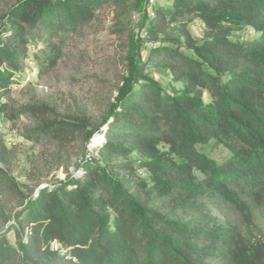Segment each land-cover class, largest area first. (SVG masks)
I'll return each instance as SVG.
<instances>
[{
	"label": "trees",
	"instance_id": "obj_1",
	"mask_svg": "<svg viewBox=\"0 0 264 264\" xmlns=\"http://www.w3.org/2000/svg\"><path fill=\"white\" fill-rule=\"evenodd\" d=\"M2 1L10 4L0 9V114L27 118V140L76 147L85 159L77 175L28 198L0 139V194L14 193L23 207L0 213V264H264V0ZM109 5L141 12L140 28L163 43L148 65L183 86L165 89L138 58L96 127L48 104L11 107L5 99L31 48L45 44L42 65L55 66L61 34L81 31ZM194 18L205 27L200 42L183 23L179 39L160 38ZM245 29L254 36H237ZM98 132L105 165L87 159ZM133 154L148 180L132 163L111 162Z\"/></svg>",
	"mask_w": 264,
	"mask_h": 264
},
{
	"label": "rangeland",
	"instance_id": "obj_2",
	"mask_svg": "<svg viewBox=\"0 0 264 264\" xmlns=\"http://www.w3.org/2000/svg\"><path fill=\"white\" fill-rule=\"evenodd\" d=\"M154 2L156 6L163 3V0ZM9 4L2 1L0 9ZM141 18V12L124 5L105 7L81 31L61 34V41L55 45L59 49L60 57L53 67L42 65V60L47 57V54L42 53L46 45H34L22 73L14 78L9 98L5 100L13 108L48 104L61 115L71 118L86 116L90 126L96 127L115 101L119 88L129 78L138 58L147 66L145 74L155 78L165 89L181 88L183 84L174 82L170 73L158 70L152 63L148 65L150 51L163 43L151 41L140 28ZM182 23L187 25L198 42L202 40L205 27L196 18L173 25L167 36L161 35L160 38L179 39ZM236 34L248 39L255 33L245 29ZM164 45L171 46L173 43L168 41ZM205 99H208L207 95ZM29 126L31 123L24 116L12 120L0 114V139L4 140L12 152V165L7 171L16 180L20 192L31 198L35 197L39 190L77 175L85 158L76 147L62 149L56 143L41 138L27 140L22 134ZM105 129L106 126L100 131ZM99 135V132L96 133L87 144L91 152L87 159L89 160L90 156L95 157L105 165L107 162L96 150L104 143L102 139L99 145H95ZM206 152L215 155L217 144L213 143ZM111 162L132 163L133 175L136 178L149 179V174L142 168L137 154L113 157ZM22 210L21 201L14 193L0 194V213L10 216ZM13 223L14 220H11L9 224ZM9 240L11 243L15 242L14 232L9 234Z\"/></svg>",
	"mask_w": 264,
	"mask_h": 264
},
{
	"label": "built area",
	"instance_id": "obj_3",
	"mask_svg": "<svg viewBox=\"0 0 264 264\" xmlns=\"http://www.w3.org/2000/svg\"><path fill=\"white\" fill-rule=\"evenodd\" d=\"M149 3H150V5H154L155 2H154V0H149ZM151 15H153V14H151ZM54 249L63 252V250L61 249V246L59 244H55Z\"/></svg>",
	"mask_w": 264,
	"mask_h": 264
},
{
	"label": "bare ground",
	"instance_id": "obj_4",
	"mask_svg": "<svg viewBox=\"0 0 264 264\" xmlns=\"http://www.w3.org/2000/svg\"><path fill=\"white\" fill-rule=\"evenodd\" d=\"M101 135V134H100ZM100 135H99V137H97V139H96V143H95V145H99V143H101V141H102V135H101V137H100ZM104 140V139H103Z\"/></svg>",
	"mask_w": 264,
	"mask_h": 264
}]
</instances>
